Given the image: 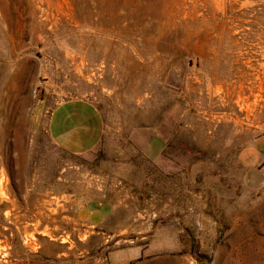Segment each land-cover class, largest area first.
<instances>
[{"label": "rangeland", "instance_id": "obj_1", "mask_svg": "<svg viewBox=\"0 0 264 264\" xmlns=\"http://www.w3.org/2000/svg\"><path fill=\"white\" fill-rule=\"evenodd\" d=\"M72 97L83 153L47 131ZM261 133L264 0H0V264H264Z\"/></svg>", "mask_w": 264, "mask_h": 264}, {"label": "crops", "instance_id": "obj_2", "mask_svg": "<svg viewBox=\"0 0 264 264\" xmlns=\"http://www.w3.org/2000/svg\"><path fill=\"white\" fill-rule=\"evenodd\" d=\"M47 131L53 143L69 153L90 150L103 131V119L93 102L86 98L72 97L60 100L50 111ZM240 157L249 172L264 170V133L258 134L242 149ZM262 175L261 173L259 174ZM259 176V177H260ZM104 205L87 206L93 221L103 218Z\"/></svg>", "mask_w": 264, "mask_h": 264}]
</instances>
